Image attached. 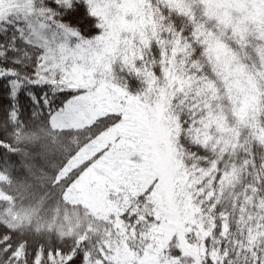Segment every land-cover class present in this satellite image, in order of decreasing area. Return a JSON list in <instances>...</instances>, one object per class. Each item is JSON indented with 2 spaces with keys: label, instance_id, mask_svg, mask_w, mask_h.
Masks as SVG:
<instances>
[{
  "label": "snow or ice",
  "instance_id": "obj_1",
  "mask_svg": "<svg viewBox=\"0 0 264 264\" xmlns=\"http://www.w3.org/2000/svg\"><path fill=\"white\" fill-rule=\"evenodd\" d=\"M0 264H264V0H0Z\"/></svg>",
  "mask_w": 264,
  "mask_h": 264
}]
</instances>
